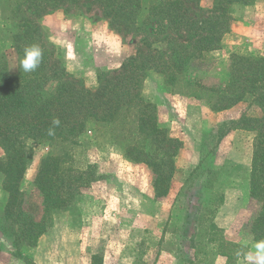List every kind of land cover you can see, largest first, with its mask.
Instances as JSON below:
<instances>
[{
    "label": "trees",
    "instance_id": "16d2710c",
    "mask_svg": "<svg viewBox=\"0 0 264 264\" xmlns=\"http://www.w3.org/2000/svg\"><path fill=\"white\" fill-rule=\"evenodd\" d=\"M28 1L31 11L24 13L17 25L3 31L10 43L8 48L19 60L17 69L10 68L6 54L0 55V148L3 151L0 190L6 196L3 212L17 224L11 235L15 246L21 229L22 237L34 247L49 227V215L71 207L82 189L95 181L94 167L82 169L74 165L73 147L85 135L97 143L103 141L116 146L132 163L146 165L151 172L155 198L167 195L175 170L174 157L182 143L161 126L157 106L142 96V85L150 71L161 77L171 94L194 98L212 112L227 110L240 102L263 109L257 117L244 111L231 129L254 132L248 195L260 207L251 232L255 241L264 239V59L231 55L218 85L184 80L188 63L202 61L220 48L222 37L231 26V7L249 6L255 0H215L202 16L188 7L199 0ZM81 1L106 9L112 28L118 30L123 24L133 29L135 23L133 31H129L142 35L143 40L114 74L98 76L93 87L72 78L61 62L59 51L42 40L36 22L47 13V10L41 12L45 3L60 11L63 5ZM182 27L194 33L187 41L178 42L172 36ZM31 44L40 46L43 60L35 72L25 73L20 59L24 48ZM54 118H59V127L52 125ZM50 128H54L53 135H49ZM26 141L48 148L33 180L34 189L42 196L36 222L29 211L25 212ZM21 217L23 222L19 221ZM217 246V253L226 258V264H234L238 256L226 247L237 250L240 247L224 240L217 242Z\"/></svg>",
    "mask_w": 264,
    "mask_h": 264
},
{
    "label": "rangeland",
    "instance_id": "374dc122",
    "mask_svg": "<svg viewBox=\"0 0 264 264\" xmlns=\"http://www.w3.org/2000/svg\"><path fill=\"white\" fill-rule=\"evenodd\" d=\"M214 3L215 0H199L196 3L188 4V7L197 15L202 16L206 15L203 12L210 10ZM18 4H20L19 9L16 7ZM28 5V0H0V55L6 54L12 70L17 69L19 60L13 54V50L8 48L10 43L3 31L11 29L13 27L11 25H17L23 14H28L31 11L28 9ZM244 7L248 6L231 7V26L229 31L223 35L220 48L209 53L202 61L192 65L188 63L184 73L185 81L218 85L222 77L220 74L228 69L231 55L255 56L264 59V0H255L252 5H249L254 9L257 7V13L256 10H245ZM60 8V11H57L47 3L43 5L41 12L47 10V13H42L43 15L39 17L40 20L36 19L39 34L49 47L59 51L61 62L72 78L78 82L81 79L87 87L95 86L97 77L100 75L114 74L123 61L131 56L143 41L142 35H135L129 31H133L135 23L131 26L134 27L133 29L124 27L123 24L119 26L118 30L112 28L113 24L109 23L106 16L107 10L101 6L89 5L81 1L76 4L63 5ZM64 10L67 11L63 13ZM243 11H247V13ZM244 15L248 19L247 21H242ZM233 28L236 31L234 35L231 34ZM193 33L188 27H182L179 29V33L173 34L172 37L177 38L178 42H184L192 37ZM165 45L167 43L163 46ZM150 75L153 77L152 80L149 79ZM146 78H148L147 93L158 87L159 92L173 95L156 73L147 72ZM187 98L200 103L194 98ZM238 104L241 107V113L246 111L247 115L253 117L260 116L263 111L256 104L248 105L244 102ZM236 120L219 123L206 132L205 147L202 148L203 167L197 173L191 174L178 192H176V188L175 196L166 203L167 211L162 210L160 213V203L157 205L158 221L162 222H159L158 226L152 230L141 228L134 223V220L139 219V214L134 215L137 206H139L140 214V211H148L149 188L152 186L149 168L144 164L126 160L116 146L106 145L103 141L97 143L85 135L80 139L82 142L73 147L74 165L82 169L86 166L94 167L95 181L82 189L81 196L71 207L59 212H52L47 223L51 226L54 222H66L75 225L73 228L80 229V224L91 220H86L87 218L93 215L98 218L102 213L103 219L107 220L106 225L102 228L104 234L97 238L93 245L97 255L95 264H99L102 254L100 249L107 250L110 255L119 253L121 246L117 241L122 239L126 241L122 246L125 253H133L140 257L137 261L138 264L155 263L153 257L162 252L176 255L177 261L173 262L174 264H210V255L217 253V242L221 240L229 241L240 247L238 250L237 247H226L227 250H233L230 251L231 254L237 256V252L241 253L233 262L234 264H248L247 261L243 263L239 260L243 258L244 253L253 248L256 242L251 232V224L260 207L258 201L248 195L250 172L239 175L237 179L224 181L221 179L222 176L218 178V163L214 161L215 159L213 160V158H219L217 153L215 155L218 142L223 140L225 134L229 133ZM225 138H227L223 147V151L226 149L225 153L229 151L228 144L230 143V146L234 144L238 151L246 152L251 160L254 132L243 130V132L232 133L230 136L226 135ZM25 144V150L28 153L27 170L23 180L28 193L25 212L29 211L31 219L36 222L41 209L42 196L34 189L33 180L40 160L47 154L48 148L44 144L31 141H26ZM172 181L173 178L170 185ZM229 184L236 186L241 198L238 227L234 231H229L230 235L226 232V234L223 233L221 229H215L212 224L216 208L222 199L220 192L215 196L213 193L220 188L224 189ZM172 187L170 186V189ZM0 197H2L0 206H3L6 196L1 190ZM87 205L94 209H91L92 213L86 216L82 210ZM0 213V224L3 228L0 240H4L1 241L0 264H32L31 253L34 248L29 246L22 237L21 229H19L20 236L16 242L18 244L15 246L14 237H11V240L8 235H12L17 224L9 219L8 213L1 210ZM109 213H112L113 216ZM118 213H121V216L116 222ZM142 218L146 219L148 216H142ZM19 221L23 222L22 217L19 218ZM229 238L235 241H231ZM210 239L212 241L209 242ZM93 246L91 245L90 248ZM12 247L15 248V253L11 252ZM166 262L171 263L169 259L164 263ZM71 263L73 264V261Z\"/></svg>",
    "mask_w": 264,
    "mask_h": 264
},
{
    "label": "crops",
    "instance_id": "0c3cea01",
    "mask_svg": "<svg viewBox=\"0 0 264 264\" xmlns=\"http://www.w3.org/2000/svg\"><path fill=\"white\" fill-rule=\"evenodd\" d=\"M244 9L256 10L255 12L257 13V7L254 9L253 7L248 6L244 7ZM243 12L247 13V11ZM247 20L248 19L244 15L242 17V21ZM235 32L236 31L233 28V31L231 30V34L234 35ZM251 52H253V49H251ZM152 78V75H150L149 79L152 80ZM146 84H148V78H145L142 96L145 100L156 104L159 123L161 126L166 128L172 136L179 139L182 143L180 150L174 157L175 170L172 181L173 185L171 184L173 189L171 188L165 197L157 199L155 198L153 187L151 186V188H149L150 203L148 211H140V214L138 211L139 206L135 208L136 212L133 211L135 212L134 215L139 214V219L137 221L134 220V223L141 226V228H148L149 230H152L158 226L159 222H162L158 221L159 214L157 212V205L160 203V213H162V210L167 211L166 203L173 196H175L176 188V192H178L185 180L188 179L191 174L197 173L200 168L203 167L204 156L202 148L205 147L204 136L206 132L214 128L215 125L219 123L236 120L237 118L239 119L242 113L239 104H236L227 110L212 112L205 105L198 103L195 100H190L185 96L176 94L169 95L165 92H159L158 87L152 92L147 93ZM237 132H243V130L231 129L224 137ZM224 137L223 140L218 142L215 148V155L217 153L219 158H213V160L215 159L214 161L218 163V178L222 176V180L230 181L235 178L237 179L241 174L250 172L251 160L246 152L238 151L234 144L233 146H230L229 143V151L228 153H225L224 151H226V149L223 151V147L225 145L224 141H227V138L224 139ZM2 156L3 151L0 149V157ZM219 192L222 199L216 208L215 218L213 219L212 224L215 228L223 230V233H228L231 230L234 231L235 228L238 227V212L241 206L240 193L236 186H232L231 184H229V186H225L224 189L220 188L218 191L213 193V196L217 195ZM1 200L2 197H0V202ZM91 209H94V207L87 205L86 207H83L82 212L84 211L83 214L87 216V214L92 213ZM0 210L4 211L3 206H0ZM109 214L112 215V213ZM118 214V216L116 215V222L119 221L121 216V213ZM166 214L168 216V212ZM108 216L107 218L109 219ZM142 216H148V218L144 219ZM86 220L90 221L80 224V229L78 227L73 228L75 225H71L66 222H54V224L49 226L45 233L37 239V242L33 247L34 249L31 253L32 264H72L71 261H73V264H95L97 255L93 245L96 239L100 238L104 234L102 232V228L106 225L107 219H103L101 213L98 218L93 215ZM2 229L3 228H1L0 224V233H2ZM8 237L11 239L10 234ZM229 240L235 241L231 238H229ZM1 241L4 240H0V248L2 245ZM117 242L121 246V249L117 254L113 253V255H110L107 250L103 251V249H100L102 254L100 255L99 264H138L137 261L140 258L138 255L125 253L124 247L122 246H124L123 243L126 241L122 239ZM91 245L93 248H90ZM11 252L15 253V248H13ZM155 256L153 257L155 259V263L152 264H168V261L164 263L167 259L171 261L169 264L177 261L176 255L164 252ZM218 257L222 256L218 255V253L210 255V264H226V259L218 262ZM239 261L244 263V256L243 258H240Z\"/></svg>",
    "mask_w": 264,
    "mask_h": 264
},
{
    "label": "clouds",
    "instance_id": "9594fccd",
    "mask_svg": "<svg viewBox=\"0 0 264 264\" xmlns=\"http://www.w3.org/2000/svg\"><path fill=\"white\" fill-rule=\"evenodd\" d=\"M43 60V50L38 44H31L26 46L23 50V56L20 59V67L25 73L35 72L42 63ZM54 127H59L60 120L59 118H54L52 121ZM54 134V128L49 129V135ZM241 253L237 252V256H240ZM244 260L248 264H264V239L256 241L253 245V248L248 252L243 254ZM218 262L226 259L218 257Z\"/></svg>",
    "mask_w": 264,
    "mask_h": 264
}]
</instances>
